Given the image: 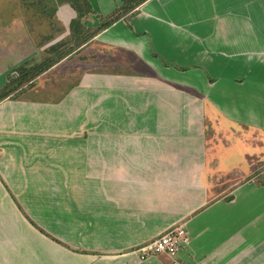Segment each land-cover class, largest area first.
I'll use <instances>...</instances> for the list:
<instances>
[{"label":"crops","instance_id":"crops-1","mask_svg":"<svg viewBox=\"0 0 264 264\" xmlns=\"http://www.w3.org/2000/svg\"><path fill=\"white\" fill-rule=\"evenodd\" d=\"M11 1L0 91L78 16L57 1L61 29L39 32L37 0ZM87 2L93 30L125 5ZM117 45L145 67H80ZM35 80L0 101V264H264V0H143ZM179 222L189 245L139 258Z\"/></svg>","mask_w":264,"mask_h":264},{"label":"trees","instance_id":"trees-1","mask_svg":"<svg viewBox=\"0 0 264 264\" xmlns=\"http://www.w3.org/2000/svg\"><path fill=\"white\" fill-rule=\"evenodd\" d=\"M143 0H125V5L122 10L113 18L101 24L98 29H91L83 21L84 17L92 10L91 5L87 1L73 0L71 4L78 10L77 18L71 22V30L74 35V39L71 42H58L53 44L47 50V55L41 60L37 61L32 65H22L19 74L16 78L7 84L4 90L0 91V101L5 97L9 96L15 91L24 88L29 85L32 80L43 74L51 66L65 58L68 54L72 53L77 47L86 43L91 39L100 29H103L110 25L119 15L128 12L133 9L137 4Z\"/></svg>","mask_w":264,"mask_h":264},{"label":"rangeland","instance_id":"rangeland-1","mask_svg":"<svg viewBox=\"0 0 264 264\" xmlns=\"http://www.w3.org/2000/svg\"><path fill=\"white\" fill-rule=\"evenodd\" d=\"M12 1H14V0H12ZM26 1H29V0H26ZM32 1H35L36 2V0H32ZM57 1H61V0H37L38 3L37 4H34L35 6L38 7L39 13H41V17H42V19L39 20V23H40L39 24V27H38L39 32H46L47 29H53V28H58L59 30L61 29V27L59 26L61 24L58 21H55V22L52 21L51 16H48V12L50 13V9H53L56 6ZM71 1H73V0H71ZM79 1H89V0H79ZM5 2H6V0H0V3L1 4L2 3H5ZM18 2H19V0H18ZM65 2H67V1H65ZM32 6H33V4H32ZM13 31H14V33L16 35L22 36V34H24L22 31H20L18 29V25L15 26V27H13ZM90 51H91V49L89 47L87 50H85V52L83 53V55L85 53H90ZM98 54L99 55L96 56V61H97L96 63L91 64V63H86L85 62L84 64H81L80 67L81 68H90L91 66H100V65H98L100 63H98V62H102V61H105L106 62V65L107 64H114V63H111V60L112 61L113 60L118 61L119 58L127 59L129 61V63H130V68L133 69V70H142L145 67V65H144L145 61L143 63V60L144 59L142 58V56L140 55V53L137 52V51L131 50L130 48H128L125 45H123V46L117 45L115 47L114 51L111 53V56L110 55H107L106 53L100 52V51H99ZM101 56H103L104 58L101 57ZM76 63H77L76 61H72V64L66 63L65 65H62V67L67 69L66 66L73 67ZM42 76H46V75H42ZM151 76L159 78L160 77V74H158L156 72H152L151 73ZM36 81H38V80H35V81H33L32 83L29 84L30 85V88H32L34 85H36L35 84ZM69 81L70 80L66 79L64 81V85H59L60 90H61L60 93L59 92H56L53 89H48L44 93V96L45 97H49V98H56V96L59 95V94L61 96H63L64 93L67 94L69 92V88H71L70 87L71 84H70ZM57 85L58 84L56 82V85L55 86H57ZM28 93L29 94L38 93L39 96H42L41 91L40 92H37V91L35 92V90H32L31 92H28ZM97 104L100 105L99 106V112L100 113L103 112L104 108L102 106V103H98L97 102ZM83 111H84V108L81 109V113H83ZM66 115H68V114L66 113ZM70 117H72V118L75 119L74 124H73V128H75V123H76V125L78 127L81 126L84 123V121L81 122V120H79V118L77 117V114L76 113L74 115H72V116L70 114ZM78 120H79V122H78ZM142 126H144L143 123H142ZM73 221L75 222L74 225L72 224V223H74ZM70 222H71V228L72 229H74V228L77 229V227H76L77 226L76 225V218H72V216H71Z\"/></svg>","mask_w":264,"mask_h":264},{"label":"built area","instance_id":"built-area-1","mask_svg":"<svg viewBox=\"0 0 264 264\" xmlns=\"http://www.w3.org/2000/svg\"><path fill=\"white\" fill-rule=\"evenodd\" d=\"M190 240L191 237L185 222H179L157 237L139 245L134 251L138 253L141 260L160 253L175 256L182 247L190 244Z\"/></svg>","mask_w":264,"mask_h":264}]
</instances>
